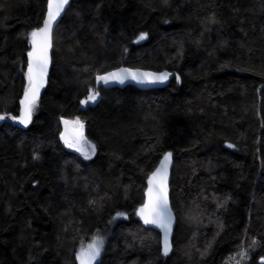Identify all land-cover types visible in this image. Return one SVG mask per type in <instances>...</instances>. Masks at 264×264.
Wrapping results in <instances>:
<instances>
[{
  "label": "trees",
  "instance_id": "16d2710c",
  "mask_svg": "<svg viewBox=\"0 0 264 264\" xmlns=\"http://www.w3.org/2000/svg\"><path fill=\"white\" fill-rule=\"evenodd\" d=\"M47 8L0 0V113H21L31 34ZM53 44L32 124L0 126V264H78L82 244L109 230L97 264H259L264 0H71ZM122 66L174 78L97 87ZM92 90L99 100L84 107ZM61 118L82 122L90 159L62 145ZM169 152L177 225L165 255L137 214Z\"/></svg>",
  "mask_w": 264,
  "mask_h": 264
},
{
  "label": "snow or ice",
  "instance_id": "6c2138e0",
  "mask_svg": "<svg viewBox=\"0 0 264 264\" xmlns=\"http://www.w3.org/2000/svg\"><path fill=\"white\" fill-rule=\"evenodd\" d=\"M68 4V0H48V18L45 20V26L38 31H34L31 35L33 37L34 48L33 51L28 55L31 58L28 63V80H29V89L25 93V98L21 102L23 104L22 116L19 120L21 124L27 125L31 120L32 109L35 104V99L38 95L39 88L42 87L43 78L47 72L48 66V57H47V48H48V34L51 29L53 21L56 17L60 15L61 10L64 5ZM40 37V42L37 45L36 38ZM144 35L139 37L140 40L145 39ZM153 77L151 73H130L128 71L122 70L120 73H109L107 76H99L98 80L103 81L105 84L112 81H118L123 84L125 80L131 78L132 80L143 81L145 78ZM167 79V74L153 77V82L163 81ZM97 96L95 94H90L87 97V100L81 101L82 104H88L89 102H95ZM5 117L0 116V120H3ZM63 123L67 125H72L71 129H67L65 133L61 136V139L64 141L65 145L68 148H74L75 151L83 154L85 158L90 159L92 154L95 153V145L90 144L85 140L83 135V124L78 119L75 121L65 120ZM169 154L165 157L162 168L158 170V173L162 174V179L160 181L159 187L155 190L149 188L148 196L149 202L140 210L142 218L144 219L145 224H154L157 227H160L164 230L165 235V255L167 254V239L168 233L170 231L171 225V216L168 211L167 204V189L165 185V179L167 176V162L170 158ZM154 174V178H155ZM150 184L152 181L149 182ZM102 241H98L94 244L88 246L87 250H82L80 256V264H90L92 260H95L100 252V245Z\"/></svg>",
  "mask_w": 264,
  "mask_h": 264
},
{
  "label": "water",
  "instance_id": "95a60500",
  "mask_svg": "<svg viewBox=\"0 0 264 264\" xmlns=\"http://www.w3.org/2000/svg\"><path fill=\"white\" fill-rule=\"evenodd\" d=\"M70 3H71V0H68V4L64 5L63 9L61 10L60 12V15L56 17L55 21H53L52 23V26H51V29L49 31V34H48V48H47V57H48V66H47V72H46V75L44 76L43 78V83H42V87L39 88V92H38V95L35 99V104L37 102L40 101L41 97L43 96L47 86H48V83H49V78H50V73H51V65H52V57H53V47H54V44H53V41H54V34H55V30L58 26V24L61 22L62 18L64 17L66 11L68 10L69 6H70ZM48 18V8H47V12H46V15H45V18H44V21H43V24L41 27L37 28L36 30L34 31H38L39 29L43 28L45 26L44 22L45 20ZM33 31V32H34ZM36 41H37V45L39 44L40 42V37H37L36 38ZM142 40L138 39L137 42H141ZM31 46H32V49L30 52L33 51V48H34V43H33V37L31 36ZM28 59L30 60L31 58L29 57L28 55ZM122 70L124 71H128L130 73H151L153 74V77L155 76H160V75H163V74H167V79L166 80H163V81H155L153 82V77H148V78H145L142 82L141 81H138V80H132L131 78L125 80V82L123 84L119 83L118 81H112V80H109V82L107 84H105L103 81H100L98 80V77L99 76H107L109 73H120ZM27 74H28V67H27ZM174 78V74L171 73L170 71H167V70H164V71H153V70H148V69H140V68H130V67H127V66H122L120 68H117V69H114V70H111V71H108L104 74H101V75H98L97 78H96V85L97 87H104V88H107V89H110V88H125L126 86H134V87H137L141 90H150V89H158V88H164V87H167L172 79ZM29 89V85L28 87L26 88L24 94H23V97L20 101V107H21V113L20 115L18 116H15L13 114H10V113H0V116H3L5 117L3 120H0V126H2L3 124L7 123V124H10L14 127H18L20 129H27L31 124H32V121H33V113L31 114V120L27 123V125L25 124H21L19 122L21 116H22V110H23V104L21 103L24 98H25V93L26 91H28ZM34 104V105H35ZM65 120H68L70 121L69 119H66V118H61L60 119V125H61V133H60V141L62 143V145L73 151V152H76L78 154H80L81 156H84L83 154L75 151L74 148H68L64 141L61 139V136L65 133L66 131V128L67 129H71L72 125H65L63 123V121ZM83 135H84V138L86 140V137H85V134H84V130H83ZM90 154V152H89ZM169 154L170 155V158L167 162V176H166V179H165V185H166V189H167V204H168V211L170 213V216H171V225H170V231L168 233V239H167V247H168V251H167V254L168 255L170 252H171V249H172V244H173V238H174V234H175V230H176V225H177V217L175 215V212L174 210L172 209V205H171V190H170V184H171V175H172V167H173V157H172V153H167L165 154V156L161 159L158 167L156 168V170L150 175V177L148 178V181H147V189L145 191V200H144V203L139 207L138 209V219L147 227H150V228H154L156 229L157 231L160 232L161 234V237H162V247H163V251H164V254H165V235H164V230L160 227H157L156 225L154 224H145L144 223V219L142 218V215H141V209L149 202V196H148V190L149 188H153L154 192L155 190L159 187V184H160V181L161 179L163 178L162 177V174L161 173H158V170H160L162 168V165L164 163V159L166 156H168ZM154 174L155 175V178H154ZM152 181V183L150 184L149 182ZM259 264H264V257H261L259 259Z\"/></svg>",
  "mask_w": 264,
  "mask_h": 264
},
{
  "label": "rangeland",
  "instance_id": "374dc122",
  "mask_svg": "<svg viewBox=\"0 0 264 264\" xmlns=\"http://www.w3.org/2000/svg\"><path fill=\"white\" fill-rule=\"evenodd\" d=\"M90 94H95V95L97 96V99H96L95 102H89L88 104H82L84 107L94 105V104H96L97 101L99 100V95H98V93H97L95 90L90 91ZM90 94H89V95H90ZM85 100H87V98H86ZM85 100H83V101H85ZM83 130H85L84 127H83ZM84 134H85V131H84ZM86 141H87V139H86ZM94 154H95V153H94ZM94 154L91 153L90 156H92V155H94ZM83 157L85 158V156H83ZM86 159H87V158H86ZM109 233H110V230H109L108 232H106V231L98 232V233H96V234H95V235H94L89 241H87V242H85L84 244H82V246L80 247V249H79V251H78V254H77L78 264H80V259H79L78 257L80 256L82 250H87L89 245L94 244V243H96V242H98V241H102V244L100 245V252H99V255L96 257L95 260H92V261L90 262V264H97L98 261H99L100 258H101V255L103 254L104 249H105V246H106V243H107V239H108V237H109Z\"/></svg>",
  "mask_w": 264,
  "mask_h": 264
},
{
  "label": "flooded vegetation",
  "instance_id": "af4514ba",
  "mask_svg": "<svg viewBox=\"0 0 264 264\" xmlns=\"http://www.w3.org/2000/svg\"><path fill=\"white\" fill-rule=\"evenodd\" d=\"M90 154H91V152H90Z\"/></svg>",
  "mask_w": 264,
  "mask_h": 264
}]
</instances>
